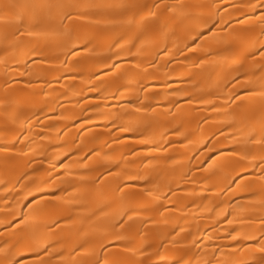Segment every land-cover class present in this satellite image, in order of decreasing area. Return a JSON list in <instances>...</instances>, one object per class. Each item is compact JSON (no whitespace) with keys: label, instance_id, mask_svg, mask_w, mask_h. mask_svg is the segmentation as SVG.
<instances>
[{"label":"bare ground","instance_id":"1","mask_svg":"<svg viewBox=\"0 0 264 264\" xmlns=\"http://www.w3.org/2000/svg\"><path fill=\"white\" fill-rule=\"evenodd\" d=\"M0 264H264V0H0Z\"/></svg>","mask_w":264,"mask_h":264}]
</instances>
